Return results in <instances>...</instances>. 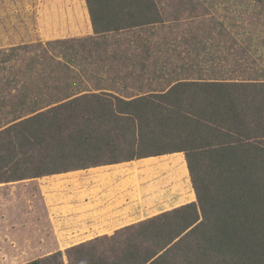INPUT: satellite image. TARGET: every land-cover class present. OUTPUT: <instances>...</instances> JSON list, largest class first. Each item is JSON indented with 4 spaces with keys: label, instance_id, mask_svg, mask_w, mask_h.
Segmentation results:
<instances>
[{
    "label": "trees",
    "instance_id": "obj_1",
    "mask_svg": "<svg viewBox=\"0 0 264 264\" xmlns=\"http://www.w3.org/2000/svg\"><path fill=\"white\" fill-rule=\"evenodd\" d=\"M86 2L93 34L0 49V183L170 154L196 200L24 264H264V81L231 75L229 15L217 0ZM81 59L93 90L73 83Z\"/></svg>",
    "mask_w": 264,
    "mask_h": 264
},
{
    "label": "rangeland",
    "instance_id": "obj_2",
    "mask_svg": "<svg viewBox=\"0 0 264 264\" xmlns=\"http://www.w3.org/2000/svg\"><path fill=\"white\" fill-rule=\"evenodd\" d=\"M217 1L220 8L213 11L214 15L218 20H224L225 13H227L229 28L239 32L236 40L238 44L235 46L234 52L240 55L236 57L237 63L234 62L237 71L231 75L264 81V14H258L262 9L253 4L250 10V7L244 2L229 0V3L231 2L233 5H230L229 10H225L228 5L225 0ZM246 1L252 3L249 0ZM239 7L244 9L242 14ZM196 15L194 20L184 17L182 25L187 27L190 21H194L193 25L195 29H198L200 22L199 16ZM235 17L244 19L236 20ZM90 34H93V27L86 0H0V49L23 44L32 45L38 41L46 44L48 41L58 38ZM240 47L245 48L243 54L240 52ZM27 56L29 54H26ZM22 59L19 58L16 62H20ZM88 61L91 60L81 59L82 63L75 69L78 73L87 72V76L82 74V81L75 79L73 83L82 85L87 90H93L92 84H96L97 81L89 76L91 67L87 64ZM234 63L231 62V64ZM98 73L104 76L103 70ZM0 91L3 96L6 95L4 90L0 89ZM115 92L122 97H132L128 93ZM58 101V96H53L47 99L45 105L47 103L55 105ZM3 114L4 111L0 110V128H5L11 122L10 115L4 116ZM11 118L14 119V116L11 115ZM182 153L184 154V152ZM153 163V170L148 173H145L146 170H144L142 177L140 175L142 180L140 182L144 185L153 183L156 187L145 186L142 193L143 197L151 198L153 211L150 213L156 215L196 200V194L194 196L187 194L183 197L184 192L195 193V191L190 173H188L187 180L186 177L182 180L181 175L186 176L187 171L181 155L162 157ZM150 164L148 163V165ZM60 174L0 183V264H24L59 250L65 251L73 245L97 237L79 234L78 229L72 226L74 224L68 221V218L80 214V204L72 203L69 200L70 195L85 186L86 182L97 184L99 179L97 177L89 178V172L64 176ZM158 178L159 181H157ZM70 179H75L77 182L70 183ZM155 182L157 185L159 182H165V184L157 188ZM175 184L179 185L178 188L169 194V187L166 186ZM69 185L72 187L68 188ZM162 195L165 197H179L177 195H180L181 202L165 204L166 202L159 199V196ZM49 200L53 202L49 203ZM152 214L148 217L153 216ZM118 229L106 235H112ZM65 260L68 261L66 255Z\"/></svg>",
    "mask_w": 264,
    "mask_h": 264
},
{
    "label": "crops",
    "instance_id": "obj_3",
    "mask_svg": "<svg viewBox=\"0 0 264 264\" xmlns=\"http://www.w3.org/2000/svg\"><path fill=\"white\" fill-rule=\"evenodd\" d=\"M161 157L163 156H151L137 160L59 173L64 176L79 172H89V178L97 177L99 179L97 184L86 182L85 186L77 189L74 194L70 195L69 200H71L72 203L80 204V214L68 218V221L74 224L72 226L78 229L77 232L79 234H84L86 236H101L111 234L118 228L146 219L152 214L150 211H153V208L151 198L143 197L142 193L145 190V186H150L152 188L156 187L153 183L144 185L140 180L144 170H146L145 173L153 170V162ZM148 163L151 164L148 165ZM159 180L158 178L157 181ZM72 181L77 182L75 179H70V183ZM163 184H165V182H159L158 185L155 182L157 188ZM178 186V184H175L166 187H169L168 192L170 194L176 191ZM71 187L72 185H69L68 188ZM190 192H184L183 197L187 194L190 195ZM177 196L179 197H165L162 195L159 196V199H161L162 202H166L165 204H178L181 202V196ZM52 202L53 201L49 200V203ZM82 214L84 215L80 216Z\"/></svg>",
    "mask_w": 264,
    "mask_h": 264
}]
</instances>
